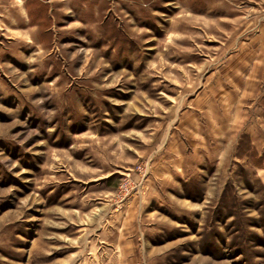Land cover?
I'll list each match as a JSON object with an SVG mask.
<instances>
[{
	"label": "rangeland",
	"instance_id": "obj_1",
	"mask_svg": "<svg viewBox=\"0 0 264 264\" xmlns=\"http://www.w3.org/2000/svg\"><path fill=\"white\" fill-rule=\"evenodd\" d=\"M0 264H264V0H0Z\"/></svg>",
	"mask_w": 264,
	"mask_h": 264
}]
</instances>
